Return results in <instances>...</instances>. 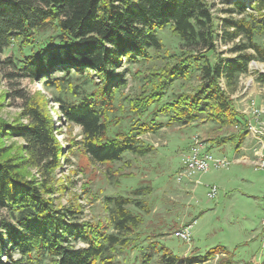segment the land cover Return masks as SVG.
I'll return each mask as SVG.
<instances>
[{
  "label": "trees",
  "instance_id": "trees-1",
  "mask_svg": "<svg viewBox=\"0 0 264 264\" xmlns=\"http://www.w3.org/2000/svg\"><path fill=\"white\" fill-rule=\"evenodd\" d=\"M227 10L243 15L225 17L223 33H219L207 0H0V53L18 34L56 26L59 42L27 57L22 74L41 77L46 87L62 90L66 76L55 77L57 71L69 75L72 69H96L102 83L92 95L78 102L57 99L61 116L82 127L79 143L96 161L115 162L126 152H150L153 145L140 136L161 126L162 122L156 121L161 114L180 125L213 122L219 130L233 127L235 130L212 141L231 143L240 150L249 135V118L238 110L231 93L239 78L249 72L251 61H264V0H233ZM165 25L186 44L204 50L201 58L216 51L219 37L234 41L231 50L235 55L214 63L204 61L195 91L162 103L171 78L188 68L181 64L183 67H173L170 75L149 93H141L131 106L142 116L151 105L162 103L155 107L154 119L112 135L111 99L126 84L123 73L115 74L114 67L123 58L143 53L145 46L151 45L155 27ZM260 78L264 82V73ZM23 110L27 123L0 121V208L6 210L0 216V264H22L34 254L48 256L49 264H115L119 246L127 242L125 236L143 221L142 213L130 205L136 199L124 194L108 196L104 200L107 216L96 220H83L81 206L56 205L51 196L54 171L64 147L43 102L27 96ZM16 135L24 138L23 145L4 143L5 137ZM15 148L17 152L12 151ZM29 166L42 168L43 179L28 177L24 169ZM78 241L87 246L77 247ZM162 259L174 264L180 258L165 249Z\"/></svg>",
  "mask_w": 264,
  "mask_h": 264
},
{
  "label": "rangeland",
  "instance_id": "rangeland-1",
  "mask_svg": "<svg viewBox=\"0 0 264 264\" xmlns=\"http://www.w3.org/2000/svg\"><path fill=\"white\" fill-rule=\"evenodd\" d=\"M207 1L219 33H223L225 17L243 15L227 10L232 7L233 0ZM57 42L59 30L50 26L35 29L28 35L18 34L0 53V121L12 125L27 123L28 118L23 117L26 97H37L51 115L57 138L64 147L54 171L55 190L51 196L55 204L81 206L79 216L83 220H96L106 218L104 200L108 196L124 194L136 199L130 205L142 213L143 221L125 236L127 242L119 246L115 264H168L162 259L165 249L180 258L175 259L174 264H191V260L193 264H264V172L252 163L255 138L248 135L243 146L250 149L238 150L231 143L212 141L235 130L233 127L219 130L213 122L180 125L171 123L167 115L161 114L156 116L161 126L140 136L153 145L150 152L145 155L126 152L115 162L96 161L79 143L83 140L82 127L61 116L57 100L62 97L78 102L92 95L102 83L96 69L83 72L72 69L69 75L57 71L55 77L66 76L62 90L46 87L41 77L22 74L21 67L27 57ZM233 42L219 37L216 51L206 52V57L201 58L204 50L186 44L170 25L156 26L151 45L145 46L143 53L136 54V58H123L122 63L114 67L115 74L123 73L126 84L111 99L108 110L112 120L111 134L130 131L139 121H152L156 106L181 93L195 91L201 82L200 65L206 60L214 63L222 57L234 56ZM180 64L188 68L171 78L164 88L162 103L151 105L142 116L134 112L131 106L136 97L149 93L170 75L173 67H183ZM249 66V72L239 78L231 93L238 110L246 116L248 114L242 110L249 109L252 100L264 108V82L260 80L264 61L253 60ZM222 85L227 88L224 79ZM195 135L206 139L215 154L234 161L225 168L197 173L191 182L179 181L181 157ZM3 141L8 146H20L25 142L17 135L5 137ZM16 148L12 151L17 152ZM24 171L28 177L43 179L42 168L29 166ZM213 186L217 188L216 195L209 198L208 192ZM138 188L140 192H134ZM5 214L6 210L0 208V216ZM194 219L189 242L175 236L178 228ZM75 245L82 247L87 243L78 241ZM22 264H49V257L34 254L24 258Z\"/></svg>",
  "mask_w": 264,
  "mask_h": 264
},
{
  "label": "built area",
  "instance_id": "built-area-1",
  "mask_svg": "<svg viewBox=\"0 0 264 264\" xmlns=\"http://www.w3.org/2000/svg\"><path fill=\"white\" fill-rule=\"evenodd\" d=\"M248 114L249 118V135L255 138V146L253 147L254 157L252 163L256 169L264 172V120L262 115L264 113L263 106L252 100L249 105V109L242 110ZM244 158L247 156H243ZM234 160H231L227 156H220L213 152V149L209 148V142L199 135H195L192 138L188 150L181 157V165L177 173V179L180 181L188 180L192 181L193 177L200 172H206L211 168H225L230 166ZM217 188L213 186L208 192V197L213 198L216 195ZM196 222L193 221L182 225L178 228L174 234L176 237L189 242L192 239L191 228Z\"/></svg>",
  "mask_w": 264,
  "mask_h": 264
},
{
  "label": "crops",
  "instance_id": "crops-1",
  "mask_svg": "<svg viewBox=\"0 0 264 264\" xmlns=\"http://www.w3.org/2000/svg\"><path fill=\"white\" fill-rule=\"evenodd\" d=\"M249 137V136H248ZM247 137V138H248ZM246 140V139H245ZM245 146V145H244ZM244 146H242L241 148H240V150H244V149H250L249 147L247 148V147H244ZM246 156V155H245Z\"/></svg>",
  "mask_w": 264,
  "mask_h": 264
}]
</instances>
